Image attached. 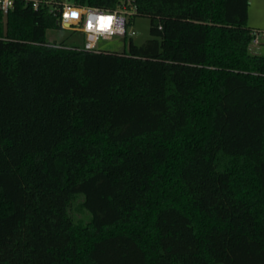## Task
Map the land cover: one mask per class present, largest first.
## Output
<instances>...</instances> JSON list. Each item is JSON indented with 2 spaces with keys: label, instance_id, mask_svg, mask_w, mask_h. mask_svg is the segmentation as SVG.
I'll return each mask as SVG.
<instances>
[{
  "label": "trees",
  "instance_id": "16d2710c",
  "mask_svg": "<svg viewBox=\"0 0 264 264\" xmlns=\"http://www.w3.org/2000/svg\"><path fill=\"white\" fill-rule=\"evenodd\" d=\"M49 1L0 10V264H264L248 0H68L132 2L150 38L121 53L49 41Z\"/></svg>",
  "mask_w": 264,
  "mask_h": 264
},
{
  "label": "built area",
  "instance_id": "2783aa9c",
  "mask_svg": "<svg viewBox=\"0 0 264 264\" xmlns=\"http://www.w3.org/2000/svg\"><path fill=\"white\" fill-rule=\"evenodd\" d=\"M16 0H0V10L7 13L13 9ZM34 10L48 5L47 0H23ZM52 12L55 10L52 9ZM135 13L132 2H122L112 10H102L88 6L74 4L64 0L61 7L55 12L61 28L82 33L84 35L83 49L98 52L96 43L99 39L110 40L113 37L121 39L131 38L135 33L128 28ZM251 44L258 46L264 39V29H252Z\"/></svg>",
  "mask_w": 264,
  "mask_h": 264
},
{
  "label": "rangeland",
  "instance_id": "374dc122",
  "mask_svg": "<svg viewBox=\"0 0 264 264\" xmlns=\"http://www.w3.org/2000/svg\"><path fill=\"white\" fill-rule=\"evenodd\" d=\"M50 2L49 0H47ZM249 4V1H248ZM264 10V0H253L250 2V21L247 25L254 27L255 22L264 20V16L259 14V10ZM131 27V28H130ZM128 28L134 31V35L131 37V40L134 44L140 45L145 40L150 38L149 35V19L145 17H136L130 21ZM263 29V27H262ZM71 32V30H70ZM68 30H50L47 32V39L52 41L56 39L57 41L65 40L66 44H76L82 46L84 43V38L79 34H71ZM129 38V37H128ZM121 39L118 37H113L110 40L99 39L96 43L97 49L110 53H121L128 49L129 39ZM264 40V39H263ZM249 52L256 55L264 54V45L260 44L258 46H253L250 44ZM82 196H75L69 203L68 212L73 219L74 223L86 224L89 221V214L82 207Z\"/></svg>",
  "mask_w": 264,
  "mask_h": 264
},
{
  "label": "crops",
  "instance_id": "0c3cea01",
  "mask_svg": "<svg viewBox=\"0 0 264 264\" xmlns=\"http://www.w3.org/2000/svg\"><path fill=\"white\" fill-rule=\"evenodd\" d=\"M248 1H249V4H248V17H247V23H248V21H250V20H249V19H250V10H249V8H250V2H252L253 0H248ZM260 13H261V15L264 16V10L261 9V8H260V10H259V14H260ZM254 24H255L254 27L249 26V25H248V27L251 28V29H262V27H263V29H264V20H262V21H260V22L256 21ZM261 44L264 45V40L262 41Z\"/></svg>",
  "mask_w": 264,
  "mask_h": 264
}]
</instances>
